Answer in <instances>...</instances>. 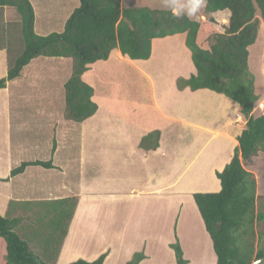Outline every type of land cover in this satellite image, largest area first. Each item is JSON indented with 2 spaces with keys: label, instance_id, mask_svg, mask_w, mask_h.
I'll return each instance as SVG.
<instances>
[{
  "label": "crops",
  "instance_id": "crops-1",
  "mask_svg": "<svg viewBox=\"0 0 264 264\" xmlns=\"http://www.w3.org/2000/svg\"><path fill=\"white\" fill-rule=\"evenodd\" d=\"M65 1H53L61 22L58 33L79 7L76 0ZM32 3L39 5L38 0ZM40 9L45 16L52 14ZM42 15L38 11L35 31L46 36L54 31L50 18L39 22ZM116 61L117 69L131 62L141 65L158 125L143 130L137 121L116 116L114 124L109 118L103 101L122 98L114 84H101L100 68L109 73ZM7 72V51L0 48V79ZM71 74L72 59L38 57L0 90V215L18 220L15 230L45 254L52 228L47 223L58 218L66 223L73 212L55 264L93 262L102 254L103 264H127L137 252L145 254L140 264H174L170 245L176 240L186 264H216L194 194L222 190L217 174L231 162L245 131L239 103L208 89L179 90V78L196 74L185 34L154 39L148 60H131L115 49L107 61L88 65L82 79L93 88L97 112L79 124L81 144H59L60 137L72 140L77 124L57 109ZM154 130L161 132L159 147L140 148L142 138ZM107 131L117 136L105 135ZM43 132L51 133L56 144L44 142ZM262 156L255 157L254 167ZM36 161H51L53 167L28 166L12 175L23 163ZM257 195L264 198L258 181Z\"/></svg>",
  "mask_w": 264,
  "mask_h": 264
},
{
  "label": "trees",
  "instance_id": "trees-1",
  "mask_svg": "<svg viewBox=\"0 0 264 264\" xmlns=\"http://www.w3.org/2000/svg\"><path fill=\"white\" fill-rule=\"evenodd\" d=\"M121 1L79 0V7L69 16L61 33L41 36L35 31V12L30 0H0V7L15 9L20 19L19 38L10 41L11 35L6 34L8 46L0 47L6 49L8 56V72L0 79V90L18 78L33 59L70 58L72 74L65 84L63 116L66 120L83 123L98 109L92 100L93 88L82 79L88 65L107 61L115 49L131 60H148L154 39L185 34L196 74L188 79L179 78L178 89H208L223 94L239 103L247 121L231 162L217 174L221 192L194 194L213 242L216 264H253L263 259L264 246L256 248V230L264 215L259 217L257 210L256 177L246 167L264 153V114L254 117L260 97L255 93L254 76L249 68V48L257 42L260 21L264 22V0H206L207 13L229 12L228 25L223 33L215 34L210 49L198 44L200 23L185 13L173 15L171 9L122 7ZM160 138L161 132L154 130L142 138L140 148L156 150ZM28 166L53 167L51 161L28 162L13 170L12 175L22 173ZM72 215L73 212L70 219ZM69 218L67 223L62 222L61 232H55L52 225L48 244L45 243L50 251L44 254L43 248H33L22 233L15 230L18 220L0 215V264H55L60 243L67 235ZM259 236L264 238V234ZM170 247L176 257L174 264H186L179 240ZM105 258L106 254H102L93 262L78 259L71 264H103ZM144 258L143 252H137L127 264H140Z\"/></svg>",
  "mask_w": 264,
  "mask_h": 264
},
{
  "label": "rangeland",
  "instance_id": "rangeland-1",
  "mask_svg": "<svg viewBox=\"0 0 264 264\" xmlns=\"http://www.w3.org/2000/svg\"><path fill=\"white\" fill-rule=\"evenodd\" d=\"M32 1L35 0H30ZM53 1L57 0H38L39 5L36 6L34 4V10L37 9L36 15H38V11L42 15L39 18V22H46L47 18L49 19V25L52 26L54 32H58L57 29L60 27L61 22H57L54 12L56 11L53 8ZM65 1V0H59ZM79 2V0H76ZM196 2V0H167L166 4H163V0H125L123 1V6L125 7H149L152 9H173L176 13H186L191 10L192 5ZM33 4V3H32ZM68 4V1H65L62 6ZM206 0H203L202 6L195 16H192L193 20H196L200 23V30L198 34L197 42L203 49H210L211 45L214 42V36L216 33H223L225 27L228 25L229 13L227 11H221L217 13H207L206 9ZM40 7L45 8V12L52 13L51 15H46L40 9ZM71 9V6L69 5ZM35 15V21H37ZM59 15V14H58ZM48 16V17H47ZM257 16L259 17V11L257 10ZM53 18V19H52ZM19 16L17 15L15 9L9 7H0V47L8 46L9 37H4L6 34L11 35L10 41L17 40L20 36V22ZM41 20V21H40ZM61 21V19H60ZM161 45L164 42L160 43ZM167 44H169L167 42ZM250 56H249V68L250 72L254 76V86L255 93L259 95V100L255 105L254 117H259L264 114V22L260 21L259 27V36L257 42L249 48ZM112 53V52H111ZM169 54V52H168ZM152 55V54H151ZM111 56V54H110ZM166 53L163 56L165 58ZM150 59V58H149ZM112 70L108 73L106 68H100V82L103 86L107 84H114L112 88L115 89L116 96L122 98L113 102L111 97L110 99H105L103 103L105 107L108 109V116L111 121L116 124L118 119H126L132 122H136L140 124V128L143 130H147L148 127L158 125L159 121L154 117V109L150 103V85L148 83V79L142 74L141 65L136 66L132 62L123 64L121 68L117 69L115 65L117 61L111 62ZM110 74V75H108ZM98 85V84H96ZM100 85V83H99ZM107 97V96H106ZM124 101V102H123ZM119 102V103H118ZM123 102V103H121ZM101 104V101H100ZM16 105V104H15ZM58 111L64 114L65 110V98L64 101L59 103ZM242 114V113H241ZM243 115V114H242ZM116 116L120 118H116ZM244 117V116H243ZM245 121V129H246V118ZM80 123L74 125V130L72 134V140L69 138L60 137L59 144H81L80 143ZM244 129V130H245ZM97 139H100V133L95 134ZM105 135H111V137H116V132L111 133V131H107ZM42 138L44 142L48 144L56 143L55 139H52L51 133H42ZM94 139V138H93ZM92 140V139H90ZM93 143V144H94ZM86 144H90L88 141ZM259 156V155H258ZM257 157V156H256ZM264 158V156H262ZM263 158H258L256 162V166L247 168L248 171L252 172L256 177V180L260 183L261 191L264 192V160ZM255 159V158H254ZM114 207V203L110 206L112 209ZM257 210L259 213V217L264 215V198L260 197L257 203ZM55 218V216L53 217ZM56 219L55 221H51V223H47L50 226L54 224L55 232L62 231L64 226L62 220ZM57 222V223H56ZM67 223V222H66ZM32 227V226H31ZM36 232V230L34 229ZM257 235L258 240L256 244V248L260 249L264 246V238L261 239L259 234H264V220L258 224L257 226ZM92 248V247H91ZM176 258V257H175ZM253 264H264V258L256 260Z\"/></svg>",
  "mask_w": 264,
  "mask_h": 264
},
{
  "label": "clouds",
  "instance_id": "clouds-1",
  "mask_svg": "<svg viewBox=\"0 0 264 264\" xmlns=\"http://www.w3.org/2000/svg\"><path fill=\"white\" fill-rule=\"evenodd\" d=\"M167 0H163V4H166ZM203 0H196V2L192 5V8L190 11L186 12L185 14L189 17L195 16L196 13L199 11L200 7L202 6ZM173 11V15L176 14L175 10L171 9Z\"/></svg>",
  "mask_w": 264,
  "mask_h": 264
}]
</instances>
